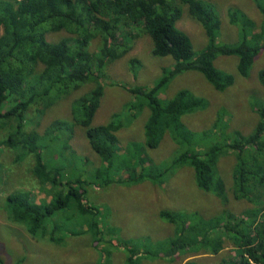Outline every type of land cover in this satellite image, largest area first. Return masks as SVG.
Segmentation results:
<instances>
[{
	"label": "trees",
	"instance_id": "obj_1",
	"mask_svg": "<svg viewBox=\"0 0 264 264\" xmlns=\"http://www.w3.org/2000/svg\"><path fill=\"white\" fill-rule=\"evenodd\" d=\"M253 1L263 16L258 29L245 13L232 9L228 18L238 27L239 38L233 43H222L218 37L219 14L205 0H0V128L7 131L0 132V149L13 152L16 162L31 157L33 177L42 188L47 184L54 187L49 199L38 201L32 190L23 187V182L13 184L15 189L6 194L2 205L8 219L22 224L32 237L51 241L61 226L54 220L51 227V217L66 212L65 218L69 219L68 209L73 208L85 218L84 230L99 232L96 211L83 202L85 186L103 187L111 183V173L117 165L127 173L126 180L118 182L130 184L143 179L162 184L175 168L189 165L199 189L223 197L225 184L218 174L217 161L220 155L233 153L232 195L235 199L249 198L258 208L239 216L226 210L207 221L197 212L162 210L159 216L175 225L176 234L151 250L145 248L144 253L168 258L189 248L217 253L223 247L221 233L226 232L238 250L233 259L222 264H264V99L262 105L257 104L259 120L255 130L245 135L240 131L229 134L224 123L217 125V122L206 130L194 131L183 123L182 116L191 113L202 100L183 88L169 98L161 95L174 75L188 70L200 71L217 90L230 86L233 75L214 65L218 55L237 56L238 74L247 76L255 56L264 49V0ZM184 7L207 36V45L198 51L189 35L176 25ZM124 29H127L122 33L124 36L147 33L153 42V53L171 56L173 63L162 69L161 77L153 85L128 86L131 98L126 112L113 113L106 123L92 122L101 102L100 85L75 98L71 113L76 122H72L84 128L88 143L102 165L85 176L65 175L67 163L58 166V162L51 163L53 158H45L50 143L44 137H62L69 142L70 123L55 119L40 133L29 125V111L40 101L46 108L72 89L92 82L96 78L95 67L104 68L105 61L126 50L114 52V47H119L116 36ZM61 30L71 36L56 42L46 39L48 32ZM94 39L99 41L97 55L89 52ZM257 75L264 87V69ZM144 110L147 112L142 125L144 142L127 144L123 150L127 158H123L115 146L117 131L128 124V118L122 117L132 118ZM166 136L172 140L174 149L168 160L157 165L146 151L157 149ZM70 148L69 144L64 145L58 153L62 157L59 160L68 162V158L76 157L73 149L66 155V149ZM11 168L15 167L11 165L8 173ZM127 250V264H135L134 255L139 250ZM183 264L200 263L189 259Z\"/></svg>",
	"mask_w": 264,
	"mask_h": 264
},
{
	"label": "rangeland",
	"instance_id": "obj_2",
	"mask_svg": "<svg viewBox=\"0 0 264 264\" xmlns=\"http://www.w3.org/2000/svg\"><path fill=\"white\" fill-rule=\"evenodd\" d=\"M212 4L219 14L221 27L219 40L222 43H233L239 38L238 27L229 22L228 11L238 9L251 18L258 26L263 16L253 0H205ZM176 25L186 32L196 51L207 45V36L201 25L192 18L184 7ZM255 30V29H254ZM117 38L119 47L114 52L124 53L113 60L105 61L104 68L95 67L96 78L92 82L83 84L78 89H72L65 97L56 100L50 106L43 108L42 101L32 106L28 117L32 124L42 133L53 120L62 118L70 123L71 139L65 141L62 137L46 136L49 148L45 158H53L55 165L66 164L65 175L85 176L95 166H101L102 160L91 149L85 136V130L76 122L71 113V106L75 98L88 92L94 86L102 87V97L99 107L93 118V124L108 122L113 113L126 112L130 101L127 87L132 85L151 86L162 75L163 68H170L173 59L171 56H159L153 53V42L147 33L128 36L122 33ZM2 27H0V35ZM71 36L65 30L48 32L46 39L56 42L58 39ZM99 41L94 39L89 52L97 55ZM237 56L218 55L214 61L215 67L234 77L233 83L224 90H217L210 81L198 70H188L174 75L162 90V97H172L180 89L189 90L196 98L202 100L191 113L183 115V123L194 131L211 128L216 122L224 123L226 132L231 134L240 131L245 135L251 134L258 123L256 112L257 104L262 105L264 87L258 79V71L264 69V49L255 56L247 76H241L237 71ZM43 108V109H42ZM39 109H42V111ZM147 116L146 110L140 111L137 116L128 118V124L123 125L116 133V149L123 158L127 144L134 141L144 142L143 120ZM38 123V124H36ZM0 132L6 133L0 128ZM2 133V134H3ZM140 143V144H142ZM264 143V142H263ZM67 154L73 149L77 155L74 159L59 160L58 156L64 149ZM174 149L172 140L166 136L157 149L146 152L160 165L168 160ZM0 149V260L2 264H127L128 248H136L139 253L134 255L135 264H183L189 259H196L200 264H222L236 256L238 247L222 232L223 247L217 253L207 250L178 251L173 257L155 256L153 253H144V249L151 250L160 242L176 234L175 225L159 216L162 210L197 212L204 220L223 214L228 210L236 215H248L258 208V204L249 198L235 199L232 195L231 171L235 162L233 153L222 154L217 161L218 174L224 181V195L204 192L198 188L194 179V171L189 166H180L174 169L173 175L165 178L161 184L147 179L130 184L118 182L126 180L127 173L119 165L113 168L112 182L103 187L86 184L84 205L91 206L96 213L100 231L84 230L87 226L82 223L85 219L74 210L68 209L70 218L66 219V212H58L51 217L61 226L54 232V240L32 237L26 228L11 221L7 212L2 208L6 194L13 191V184L23 182V187L32 190L36 199H49L52 194L51 185L42 188L32 175L33 159L30 157L16 162L13 152ZM264 155V154H263ZM85 159V161H84ZM11 172L8 173L7 169ZM49 190V191H48ZM261 205L263 202L260 203ZM262 211V210H261ZM89 216H92L90 212ZM224 216V215H223ZM205 221V222H206ZM90 227V226H89ZM91 228V227H90ZM124 248V250H123Z\"/></svg>",
	"mask_w": 264,
	"mask_h": 264
}]
</instances>
